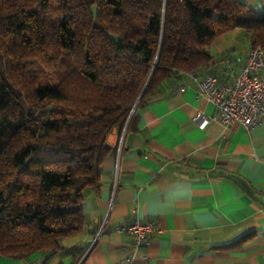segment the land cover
Returning <instances> with one entry per match:
<instances>
[{"label": "trees", "instance_id": "obj_1", "mask_svg": "<svg viewBox=\"0 0 264 264\" xmlns=\"http://www.w3.org/2000/svg\"><path fill=\"white\" fill-rule=\"evenodd\" d=\"M235 28L264 46V11L241 0H0V255L81 232L110 133Z\"/></svg>", "mask_w": 264, "mask_h": 264}, {"label": "crops", "instance_id": "obj_2", "mask_svg": "<svg viewBox=\"0 0 264 264\" xmlns=\"http://www.w3.org/2000/svg\"><path fill=\"white\" fill-rule=\"evenodd\" d=\"M241 1L264 11V0ZM251 47L244 28L218 35L197 74L232 83ZM198 111L219 115L184 74L139 109L132 128L110 133L116 153L85 197L83 230L56 251L0 255V264H264V118L251 131L218 118L202 128L192 121ZM136 220L158 227L138 253L117 229Z\"/></svg>", "mask_w": 264, "mask_h": 264}, {"label": "built area", "instance_id": "obj_3", "mask_svg": "<svg viewBox=\"0 0 264 264\" xmlns=\"http://www.w3.org/2000/svg\"><path fill=\"white\" fill-rule=\"evenodd\" d=\"M187 76L198 87L200 94L212 103L219 115L210 117L198 111L192 121L200 127H207L212 119L218 118L226 125L240 123L247 131L257 127L264 118V46L251 47L246 61L232 83L221 82L215 74L204 76L187 73ZM187 87L182 83L180 90ZM125 132V129L124 131ZM119 231L127 232L134 238L135 253L149 242L150 234L158 230L153 220H136L118 226ZM131 258L129 264H135Z\"/></svg>", "mask_w": 264, "mask_h": 264}, {"label": "water", "instance_id": "obj_4", "mask_svg": "<svg viewBox=\"0 0 264 264\" xmlns=\"http://www.w3.org/2000/svg\"><path fill=\"white\" fill-rule=\"evenodd\" d=\"M148 83H149V81H148ZM148 83H147V85H148ZM147 85H146V87H147ZM146 87L144 88V90H143L142 94L144 93V91H145ZM142 94H141V96H142Z\"/></svg>", "mask_w": 264, "mask_h": 264}]
</instances>
